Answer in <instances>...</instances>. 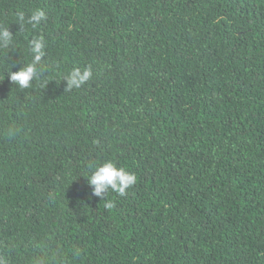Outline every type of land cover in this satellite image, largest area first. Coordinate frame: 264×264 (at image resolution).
Here are the masks:
<instances>
[{"label":"trees","instance_id":"obj_1","mask_svg":"<svg viewBox=\"0 0 264 264\" xmlns=\"http://www.w3.org/2000/svg\"><path fill=\"white\" fill-rule=\"evenodd\" d=\"M0 27L2 264H264V0H0ZM107 161L125 195H91Z\"/></svg>","mask_w":264,"mask_h":264},{"label":"clouds","instance_id":"obj_2","mask_svg":"<svg viewBox=\"0 0 264 264\" xmlns=\"http://www.w3.org/2000/svg\"><path fill=\"white\" fill-rule=\"evenodd\" d=\"M17 15L19 20L23 22L25 19L24 13L20 12ZM46 19L47 17L43 10H36L31 14L27 22L35 26ZM0 38L3 39V44L0 45V47H7L11 43L12 34L9 32L8 28L0 27ZM44 47L45 45L42 38L34 39L30 42V51L33 54L32 62L14 73L10 72L9 79L12 83H15L20 88H28L30 86V82L37 77V64L44 55ZM91 76L92 69L90 66L83 70L74 68L63 80L66 81V87L72 89L81 87ZM87 182L92 188L91 195L104 199L105 197H103L102 194L107 193L109 189L120 195H125L126 189L135 184L136 176L126 171L124 168L117 167L113 162L107 161L95 168L88 177ZM105 206L110 208L113 204L107 202ZM0 264H2V262H0Z\"/></svg>","mask_w":264,"mask_h":264}]
</instances>
